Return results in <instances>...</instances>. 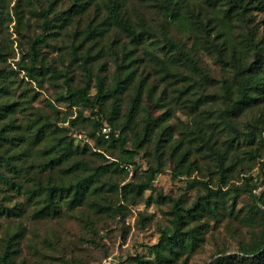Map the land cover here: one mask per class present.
<instances>
[{"label":"trees","instance_id":"obj_1","mask_svg":"<svg viewBox=\"0 0 264 264\" xmlns=\"http://www.w3.org/2000/svg\"><path fill=\"white\" fill-rule=\"evenodd\" d=\"M24 6L38 30L26 29L28 47L16 64L37 86L59 87L58 98L77 115L58 117L51 102L50 112L35 108L36 90L15 97L18 71L0 64V264H30L32 257L33 264H88L59 239L41 236L34 225L27 229L21 217L28 211L31 223L48 221L83 205L111 214L124 207L114 203L115 193L141 201L168 162L195 195L187 203L156 191L169 202V223L150 245L152 256L133 258L188 264L207 230L222 224L235 249L221 240L205 264H264V16L256 19L264 0H16L18 22ZM4 7L0 0V12ZM62 34L70 38L60 68L41 45ZM201 51L219 71L202 61ZM6 58L0 51V62ZM144 98L167 105L154 114ZM87 108L95 118L84 114ZM66 120L67 126L59 123ZM86 121L94 146L77 144L68 132L85 130ZM140 151L143 179L121 183ZM105 153L115 158L109 170ZM13 194L24 201L9 203ZM241 194L248 199L240 201ZM29 231L38 234L39 248ZM48 245L57 254L46 252ZM58 257L62 262L54 263Z\"/></svg>","mask_w":264,"mask_h":264},{"label":"rangeland","instance_id":"obj_2","mask_svg":"<svg viewBox=\"0 0 264 264\" xmlns=\"http://www.w3.org/2000/svg\"><path fill=\"white\" fill-rule=\"evenodd\" d=\"M4 5L3 12H0V51L6 52L7 58L0 62V64H5L7 68L12 67L15 71H18L16 76L21 81L14 84L12 89L13 95L18 97L24 92L31 93L34 92L33 90H36V98L31 102L35 108L50 112L51 107L49 102H51L57 109L58 117L66 113H70L68 118L75 117L77 115V108L69 105L66 100L58 98L57 90L60 89L59 87L49 83H44L42 87L37 86L34 81H31L24 75L23 69L18 68L16 61L21 58L22 52L28 47V38L25 35V31L26 29L29 32L38 30L37 19L36 15L30 12L29 7L24 6V17L18 22L14 9L16 0H4ZM263 16L264 12H259L256 19L261 22ZM175 34L178 35L176 31ZM69 38V36L62 34L58 38L51 40L48 44L41 45V53L45 59L48 61L54 60L55 64L60 68L65 66L68 62L65 51L69 49ZM200 57L212 71H219V65L214 63L206 52L201 51ZM75 71L76 78H78L79 71L81 70L76 65ZM25 88L28 89L25 90ZM91 91H94V87ZM143 102L154 114L162 112L167 105V101L164 99L152 103L144 98ZM84 114L90 119L92 117L95 118V114L91 108L85 109ZM22 118V114H19V119ZM86 122L87 127L85 130L72 127L68 132L74 137V141L77 144L94 146V139L86 135V129L90 128L89 121ZM59 123L67 126L68 120L60 121ZM101 131L104 134L102 129ZM21 144L28 148L30 157L36 156L37 152L34 147L29 146L25 141ZM126 147L130 148L129 143ZM105 155L107 158L103 162L106 163L109 170L113 166L112 160H115V158L107 153ZM133 159L134 163L128 165V174L121 183L129 180L143 179V171L147 167L146 155L143 151H140L134 155ZM257 170V167L253 168L251 174L256 175ZM112 175L115 180H122V174L113 173ZM152 183L154 189H146L143 199L137 203L123 201L118 196L119 194L115 193L113 196L114 203L124 202V207L121 210L113 211L111 214L98 212L89 206L83 205L81 208L71 211L66 210L64 214L54 219L36 223H31L32 221L27 216L29 213L27 211V214L21 217V220L27 226V229L31 225H34L36 231L41 236L46 233L52 240L59 239L62 243L66 244L67 253L84 256L88 264H140L133 257L135 255L140 257L152 256L153 253L151 252L150 245L158 241L160 227L167 226L169 223V202L163 201L158 197L156 191L164 195L180 196L187 203L195 195V187L188 186L185 175H173L170 162L165 165L161 172L155 174ZM16 199L24 201V196L13 194L8 201L12 203ZM245 199H248V197L245 194H241L240 201ZM29 209H31V206H29ZM141 213L146 216L144 220L139 218ZM85 221H88V224L84 223ZM27 236L35 242L36 239H39L36 232L33 234L32 231H29L27 232ZM93 240H95V243ZM221 240L229 241L227 245L230 251L235 249L234 240L230 238L222 224L217 229L209 228L206 233V240L194 252L188 264H205L208 262L212 258L210 254L215 244ZM36 245L39 248L41 243L36 242ZM25 251L27 255H30L26 246ZM45 251L57 254V251L50 245L45 247ZM30 261V264H33V257ZM61 262L60 257L54 261V263Z\"/></svg>","mask_w":264,"mask_h":264},{"label":"built area","instance_id":"obj_3","mask_svg":"<svg viewBox=\"0 0 264 264\" xmlns=\"http://www.w3.org/2000/svg\"><path fill=\"white\" fill-rule=\"evenodd\" d=\"M102 130L104 131V135L107 136V132L109 130V127L105 125L102 127Z\"/></svg>","mask_w":264,"mask_h":264}]
</instances>
